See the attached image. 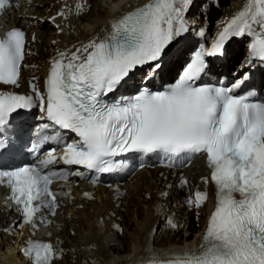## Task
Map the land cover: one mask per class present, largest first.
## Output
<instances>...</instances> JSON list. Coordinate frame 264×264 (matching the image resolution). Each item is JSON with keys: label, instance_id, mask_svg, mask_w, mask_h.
Masks as SVG:
<instances>
[{"label": "snow or ice", "instance_id": "1", "mask_svg": "<svg viewBox=\"0 0 264 264\" xmlns=\"http://www.w3.org/2000/svg\"><path fill=\"white\" fill-rule=\"evenodd\" d=\"M193 4L194 0L129 4L102 37L53 58L44 93L32 82L31 95L0 92V129L19 109L38 106L50 121L42 129L52 134L41 135L29 150L39 156L44 145L54 144L62 152L58 157L57 149L51 148L39 166L0 170V185L10 190L8 199L22 214L23 224L35 228L37 213L44 209L55 216L58 194L51 186L68 177L67 171L52 170L58 160L100 174L117 171L123 162L114 158L130 152L156 154L164 166L181 170L206 158L210 176L203 182L215 185L216 205L203 250L153 259L150 264H264V103L253 102L252 91L236 94L247 74L229 85L196 83L213 71L212 64L226 63V45L233 37H251V59L264 62V0H246L211 47L201 46L181 66L174 84L154 91L150 82L163 76L169 59L178 61L183 55L170 45L188 31L184 17ZM10 6L12 0H0V12ZM85 10L82 4L76 6L77 15ZM60 15L67 19L63 11ZM25 44L20 29L0 38V85L20 87ZM137 74L139 82L134 79ZM125 87L132 91L109 99ZM61 130L79 139L65 141ZM5 147L7 138H0V149ZM187 184L181 180V187ZM207 199V192L196 191L185 203L199 209ZM23 253L33 264H52L57 256L50 243L42 242H30Z\"/></svg>", "mask_w": 264, "mask_h": 264}, {"label": "bare ground", "instance_id": "2", "mask_svg": "<svg viewBox=\"0 0 264 264\" xmlns=\"http://www.w3.org/2000/svg\"><path fill=\"white\" fill-rule=\"evenodd\" d=\"M16 1L21 7L19 10L16 7L14 14L5 17V25L6 28L15 26L28 32L30 56L28 54L21 70L20 87L0 85V91L31 95L30 82L35 83L41 93L45 92L51 61L60 51H75V47L93 38L102 37L110 28L113 19L126 11L127 5L143 6L149 0ZM226 2H229V7L220 17L222 27L243 9L245 0H200L194 7L189 8L184 19L190 36L184 40H174L173 45H170L173 52L180 51L183 55L178 61L172 58L163 76L158 79L166 80L177 72L188 52L195 48L191 38L199 29L205 30L209 35L211 31L204 29V22L211 20L217 9L223 8ZM47 4L53 10L48 13L41 12V7ZM78 4L84 5L86 9L79 15L76 13ZM61 11L67 19L60 15ZM45 15L48 16L44 17ZM48 19L50 24L46 22ZM243 38L229 45L226 63L220 66L212 64L213 76L219 71L235 68L233 62L242 59L241 53L246 50L244 44L251 43L252 39L247 35ZM43 43L48 49L42 46ZM32 51L34 54L31 56ZM134 79L139 82L141 74H137ZM263 79L264 73L259 79V86H262ZM35 116L33 111L26 120L30 121ZM182 172L188 180L187 187L192 195L194 191L200 190L210 195L199 209L195 207L190 211L184 206L183 198L187 193L185 188H178V173L168 172L160 167L137 174L125 184L126 193L123 195L103 187L56 184L61 208L55 218L57 225L52 229L54 237L51 240L56 243L58 251L76 250L72 264H150L153 259L169 258L175 254L197 250L203 243V235L215 209V188L211 182H203V178L210 176L205 159H197ZM88 190L94 193L95 200L83 196L84 191ZM157 211H160L159 214H156ZM16 219L17 215L0 201V264H30L21 251L23 241L16 231ZM169 220L177 227L173 228L168 223ZM117 226L122 228L123 236L116 230ZM185 227L187 231L184 235ZM155 229H161L159 236H153ZM72 232H76L75 237H72ZM125 236L127 241L124 240ZM75 242L78 245L74 246ZM65 243H70V246L67 247ZM59 258L60 255L53 264Z\"/></svg>", "mask_w": 264, "mask_h": 264}, {"label": "rangeland", "instance_id": "3", "mask_svg": "<svg viewBox=\"0 0 264 264\" xmlns=\"http://www.w3.org/2000/svg\"><path fill=\"white\" fill-rule=\"evenodd\" d=\"M200 0H194V5L192 6V7H194L196 4H198V2H199ZM191 7V8H192ZM228 7H229V2H226L225 3V5H223V8H219V9H217V13H216V15L211 19V20H206V22H204V27L205 26H207V22H209V30L211 31L210 33H209V35H211L212 36V34H214V31L215 30H217V31H220V27L218 26V24L220 23V21H221V16L224 14V13H226V11H227V9H228ZM20 9V8H19ZM41 12H43V13H48V12H51L52 10H53V7L52 6H50L49 4H47V5H45V6H43V7H41ZM48 15H45L44 17H47ZM205 21V20H204ZM46 22H48L47 24H50L51 23V21L48 19ZM223 25V24H222ZM225 26V25H224ZM178 37L176 38V40L175 41H178ZM42 46H44L45 48H47L48 49V47H46L45 46V44L43 43L42 44ZM245 46V45H244ZM33 52V51H32ZM247 53V52H246ZM34 54V52L31 54V56ZM242 54V56L243 55H245V53H241ZM29 56H30V54H29ZM238 62V60H236L235 61V63H237ZM234 63V64H235ZM20 92V91H19ZM159 212L160 211H157L156 212V214H159ZM186 231H187V227H185V229H184V232H183V234L185 235L186 234ZM120 232V231H119ZM123 231L120 233V236H123ZM160 233H161V229H159V230H157V229H155V231H154V233H153V236H155V235H157V236H159L160 235ZM76 236V232H72V237H75ZM124 240L125 241H127V238H126V236L124 237ZM74 244V246H76V245H78L77 244V242H75V243H73ZM65 245L67 246V247H69L70 246V243L69 244H67V243H65ZM151 249L150 250H152V248H153V245L150 247ZM159 251H161V250H159ZM73 254V255H72ZM75 254H76V250L75 249H66L65 251H64V257L63 258H60V259H58V261H57V263L56 264H72L73 262H74V257H75ZM111 255H113V252H111Z\"/></svg>", "mask_w": 264, "mask_h": 264}, {"label": "trees", "instance_id": "4", "mask_svg": "<svg viewBox=\"0 0 264 264\" xmlns=\"http://www.w3.org/2000/svg\"><path fill=\"white\" fill-rule=\"evenodd\" d=\"M80 169V168H79Z\"/></svg>", "mask_w": 264, "mask_h": 264}]
</instances>
